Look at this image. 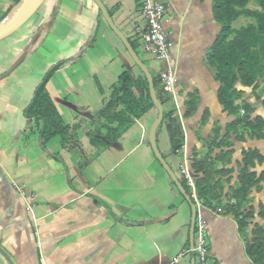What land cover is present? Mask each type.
Segmentation results:
<instances>
[{"label":"crops","instance_id":"obj_1","mask_svg":"<svg viewBox=\"0 0 264 264\" xmlns=\"http://www.w3.org/2000/svg\"><path fill=\"white\" fill-rule=\"evenodd\" d=\"M101 1L116 26L137 45L154 78L160 81L167 69L177 76L175 94L166 96L164 110L180 117L186 144L174 153L167 124L158 130L157 143L182 182L185 165L190 171L214 123L226 127L235 120L222 111L220 84L207 62L221 30L213 1L155 0L168 9V62L141 46L140 0ZM19 2L0 0V22ZM249 8L258 9L253 3ZM252 23L241 18L233 27ZM60 63L64 65L45 90L68 133L46 139L45 122L29 119L27 110L45 77ZM136 68L93 0H42L0 41V264H169L190 251L191 207L149 143L157 110L126 128L99 117L122 73L128 69L139 77ZM238 87L255 111L252 117L264 118V84L256 92ZM193 95L199 97L198 109L186 120V104ZM205 115L209 120L199 132ZM110 128L121 135L106 147L101 143L107 142ZM231 143L235 152L227 169L232 181L226 190L237 182L243 150L264 153V141L247 138L238 143L233 138ZM254 171L260 174L264 166ZM260 203L264 190L254 192L249 206L258 210ZM201 211L209 224L207 264H254L235 217L202 206ZM256 222L264 224L259 218ZM178 264H192L191 254Z\"/></svg>","mask_w":264,"mask_h":264},{"label":"trees","instance_id":"obj_2","mask_svg":"<svg viewBox=\"0 0 264 264\" xmlns=\"http://www.w3.org/2000/svg\"><path fill=\"white\" fill-rule=\"evenodd\" d=\"M212 1L214 18L221 30L207 55V62L214 71L216 82L220 84L218 102L222 111L235 120L226 127L219 121L215 122L210 140L201 141L203 143L201 153H197L198 156L189 166L191 176L196 182L197 202L188 183L183 180L182 184L194 204L199 203L203 208L213 212L221 210L225 215L234 216L239 234L245 240L248 257L254 264H264V224L256 222L257 218L264 221V203L259 204L258 210L249 206L254 192L264 190V171L260 174L254 171L257 167L264 166V153L259 149L243 150L242 162L238 163L241 172L237 182L228 190L225 187L232 181L231 170L227 169V166L232 164L235 152L231 140L235 138L238 143L246 142L247 138L264 141V118L252 117L255 111L244 101L245 92L238 87L256 92L264 84V0ZM252 3L258 9L249 8ZM241 18L251 19L253 23L235 29L234 23ZM130 43L137 52V45ZM134 65L137 67L135 63ZM139 71V77H134L128 69L122 73L114 87L112 99L99 117L109 124L124 123L126 128L151 109H156L150 96L148 80L140 69ZM154 82L157 96L164 106L167 95L157 78H154ZM198 105V95L191 96L186 104L188 111L184 119H191L197 112ZM34 118H40L45 122L43 136L46 139L68 133V127L60 123L58 112L45 88L29 116V119ZM207 120L209 118L205 115L199 132H202ZM164 124L168 125L174 153H180L186 144L180 117H173L172 113L165 112L159 131ZM120 135L121 131L118 134V131L111 129L107 142L101 144L107 147ZM217 149L220 152L214 156ZM225 149L229 151H224Z\"/></svg>","mask_w":264,"mask_h":264},{"label":"water","instance_id":"obj_3","mask_svg":"<svg viewBox=\"0 0 264 264\" xmlns=\"http://www.w3.org/2000/svg\"><path fill=\"white\" fill-rule=\"evenodd\" d=\"M42 0H21L18 5L11 10V12L0 22V41L10 36L13 32H15L31 15L32 13L37 9L39 4ZM95 4L97 5L99 11L101 12L102 17L108 24V26L112 29V31L117 35V37L121 40L123 45L125 46L128 54L130 55L133 62L137 65V67L144 73L146 76L149 88H150V96L152 99V102L158 112V117L153 124L150 133H149V143L150 146L155 154L156 159L158 162L162 165V167L165 169L167 174L170 176L178 190L180 191L181 195L186 199V201L189 203L191 210H192V222H191V230H190V252H191V261L192 264H197L196 261V252H195V226H196V219L198 215V209L197 205L193 203L192 198L187 194L186 189L184 188L182 182L179 180L177 175L174 173V171L171 169L169 164L166 162L165 158L161 154L158 143H157V134L160 126L163 123L165 110L164 106L160 102L156 88H155V82L154 77L151 74L148 66L143 62L139 54L134 50L132 47L130 41L128 38L123 34V32L116 26L114 23L107 7L104 5V3L101 0H93ZM64 63H60L56 65L54 68L51 69V71L48 73V75L45 77L44 81L41 83L39 88L36 91L35 97L30 105V107L27 110V115L30 116L33 108L35 107L39 96L41 92L44 90L46 85L48 84L51 77L54 75L55 72H57Z\"/></svg>","mask_w":264,"mask_h":264},{"label":"built area","instance_id":"obj_4","mask_svg":"<svg viewBox=\"0 0 264 264\" xmlns=\"http://www.w3.org/2000/svg\"><path fill=\"white\" fill-rule=\"evenodd\" d=\"M141 16L144 21V25L137 29L139 41L145 52L153 54L156 58L162 62H168L171 57V45L168 40V34L164 28L165 16L168 9L166 6L157 3L155 0H140ZM161 88L166 95H174L178 84L176 74L167 69L160 75ZM244 115V111H242ZM183 176L188 183L189 188L193 192V198L197 202L196 195V182L191 176V173L185 165L183 169ZM198 215L195 226V252L196 261L198 264H207L210 248L208 245L209 237V224L201 211V206L197 203ZM186 254H181L177 259L169 264H178L180 259Z\"/></svg>","mask_w":264,"mask_h":264},{"label":"rangeland","instance_id":"obj_5","mask_svg":"<svg viewBox=\"0 0 264 264\" xmlns=\"http://www.w3.org/2000/svg\"><path fill=\"white\" fill-rule=\"evenodd\" d=\"M20 1H21V0H20ZM16 6H17V5H16ZM8 12H9V11H8ZM8 12H7V13H8ZM10 12H11V11H10ZM10 12H9V13H10ZM7 13H6V14H7ZM9 13H8V14H9ZM8 14H7V15H8ZM243 20H245V19H243ZM70 63H71V62H69L68 64H70ZM157 64H158L159 66H163V65H164L163 63H160V62H158ZM148 65H149V67H150L151 70H152V66H151L150 64H148ZM135 68H136V67H135ZM136 71L140 73V71H139L138 68H136ZM152 72H153V70H152ZM153 73H154V72H153Z\"/></svg>","mask_w":264,"mask_h":264}]
</instances>
